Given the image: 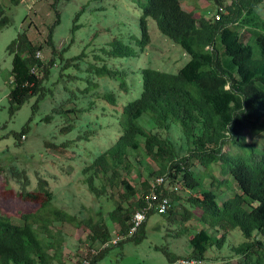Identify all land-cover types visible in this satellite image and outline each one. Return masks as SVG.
I'll return each mask as SVG.
<instances>
[{
    "label": "trees",
    "instance_id": "obj_1",
    "mask_svg": "<svg viewBox=\"0 0 264 264\" xmlns=\"http://www.w3.org/2000/svg\"><path fill=\"white\" fill-rule=\"evenodd\" d=\"M52 1V8L58 12L57 6L63 0ZM208 1L219 14L211 20L186 11L181 0H147L145 6L138 0L142 10L141 38L137 39L140 51L117 41L113 51L93 58L89 68L92 74L110 78L120 75L107 62L113 58H137L144 53L152 43L149 21L153 19L158 30L181 46L190 61L177 73L142 69V93L127 104L121 95L98 96L104 103L102 113L116 120L111 126L115 132L109 144H105V138L99 139L100 152L92 162L83 165L82 181L90 195L115 199L108 215L116 229L112 231L108 225L104 207L96 212L95 218L79 222L86 226L85 232L92 242L87 253L97 243L112 242L115 230L127 236L136 213L148 209L149 199L154 195L157 199L136 235L118 244L111 243L98 255H85L83 262L88 259L90 264H100L110 249L129 241L142 242L147 222L154 214H169L174 219L179 216L184 222L198 214L205 228L195 233L188 228L179 231L180 235L190 234L191 252L179 255L164 251L170 264L180 259L204 262L209 251H222L235 231L244 238L239 245L231 246L234 256L244 258L239 264H264V142L261 145L249 142L246 133L248 130L264 133V0ZM23 2L0 0V32L11 23L7 6ZM78 18L79 15L76 21ZM59 23L60 18L55 26ZM55 26L43 43H35L21 33L9 47L14 55L9 96L12 116L36 98L32 121L40 102L50 93L45 84L52 78L53 69L60 67L62 79L68 69L86 57L81 54L58 63ZM79 27L76 24L74 30ZM245 33L250 35L248 42ZM46 48L52 49L50 60L38 57ZM76 112L77 109L61 108L59 114ZM52 119L51 115L44 121L50 123ZM28 130L29 125L21 135H15L16 140L26 139ZM229 142L239 152H225ZM144 153L156 164V170L139 159ZM195 163L208 171L219 166L223 180L211 175L214 188H207L206 176L194 169ZM143 166L145 175L140 171ZM136 169L137 177H144L141 188L130 179ZM160 177L165 182L154 186ZM182 181L190 191L188 201L193 209L185 208L184 213L179 211L180 198L176 196V187L180 189ZM232 182L237 185L236 190H232ZM29 183V177L25 176L20 191L0 183V203L24 205L17 214L4 212L0 207V264H66L65 239L61 231L55 233L53 228L57 222H78V216L54 208L58 199L48 180L39 178L34 190L26 188ZM224 187L233 191V195L223 197L227 193ZM163 198L169 199L171 207L161 214L157 206Z\"/></svg>",
    "mask_w": 264,
    "mask_h": 264
},
{
    "label": "rangeland",
    "instance_id": "obj_2",
    "mask_svg": "<svg viewBox=\"0 0 264 264\" xmlns=\"http://www.w3.org/2000/svg\"><path fill=\"white\" fill-rule=\"evenodd\" d=\"M141 1L143 6L147 5V0ZM231 1L228 0V3ZM2 2L5 3V0ZM181 2L186 11L195 12L198 18L211 20L219 15L215 5L208 0ZM53 3L52 0H24L19 6H7L11 23L0 32V183L20 191L24 188L25 176L30 180L26 187L29 190L38 187L39 178L48 180L50 189L58 199L54 208H62L77 215L79 219L73 224L57 222L53 228L55 233L61 231L62 238L65 239L63 262L77 264L81 261L83 264L92 242L85 232L86 226L79 222L95 218L96 212L104 207L108 225L112 231L116 229L108 215L115 199L110 201L106 196L99 199L90 195L82 181L83 165L92 162L100 152L102 143L99 139L105 138V144H109V139L115 132V128L111 126L116 120L102 113L104 103L98 96L106 93L121 95L127 104L142 93V69L153 68L177 73L190 61V56L181 46L164 36L158 30L156 22L150 19L152 43L146 51L137 58L112 57L107 65L115 72H120L115 78L96 76L89 69L93 58L96 54L113 51L115 42L121 41L140 51L137 40L141 38L140 3L138 0H63L57 6L58 12L52 8ZM262 12L264 14V8ZM59 18L60 23L55 26ZM76 24L80 27L74 30ZM54 26V41L59 51L58 63L62 60L67 62L81 54L86 57L68 69L62 79L58 70L60 67L53 69L52 78L45 84L50 93L40 102L32 121L36 98L31 99L12 116L9 96L14 55L9 52V47L21 33H26L35 43H43ZM249 38L250 35L245 33V42ZM42 55L50 60L52 49L46 48ZM61 108L64 111L77 109V112L72 115L59 114ZM88 109L90 112H85ZM110 111L113 112V109L110 108ZM51 115L52 121L45 122L44 119ZM28 125L26 139L16 140L15 135H21ZM246 133L249 142L256 141L260 145L264 142V133L256 134L250 130ZM224 151L239 152L232 142L227 144ZM139 159L145 160V165L148 163L157 169L156 164L145 153ZM144 167H140V171L145 175ZM194 167L202 176H206L207 188H214L211 175L223 180L219 166L211 171L197 163ZM137 175L136 169L130 179L134 186L141 188L144 177L139 179ZM236 187L232 182V190H236ZM167 188L172 190L170 185ZM223 190L227 192L223 197L233 195L230 189L224 187ZM176 193L180 198V213H184L185 208L193 211L188 201L191 194L184 187L183 181ZM17 203L10 206L1 202L0 207L4 212L17 214L18 208L24 207ZM198 217L197 214L191 221L184 222L179 216L174 219L169 214H154L147 222L146 238L142 242L129 241L110 249L100 264H170L164 251L179 255L191 252L190 234L180 235L179 231L188 228L190 233H195L204 229L205 225ZM243 240L241 232H233L222 251H209L206 260L197 264L243 262L244 258L234 256L231 247L239 245Z\"/></svg>",
    "mask_w": 264,
    "mask_h": 264
},
{
    "label": "built area",
    "instance_id": "obj_3",
    "mask_svg": "<svg viewBox=\"0 0 264 264\" xmlns=\"http://www.w3.org/2000/svg\"><path fill=\"white\" fill-rule=\"evenodd\" d=\"M38 57H43L42 53H38ZM24 139H25V137H24ZM163 182H165V178L164 177H160V178H158L157 182L154 183V186H156V184H158V183H163ZM177 190H179L178 187H176V191ZM156 199L157 198L154 195L153 198L149 199L148 209L136 213V215L134 216L133 221H132L131 230H130V232H129V234L127 236H122V235L118 234L116 232V230H115L116 236H115V238H114V240L112 242L105 243V244H102V243L98 244L97 243V245L90 250L91 253L90 254L89 253L86 254V255H88L87 257H89V255L90 256L98 255L100 251L105 250L106 248L110 247L111 243H112V245L118 244V243H120V242H122L124 240H127L128 238L133 237L134 235H136L139 232V230L142 227V225L147 221V219H148L147 216H148L149 210L155 208V202L154 201ZM157 207H158L159 212L161 214L166 213L171 207L169 199L163 198L161 200L160 204ZM197 263L198 262L196 260L180 259V260L176 261L173 264H197ZM83 264H90V261L88 259H85Z\"/></svg>",
    "mask_w": 264,
    "mask_h": 264
}]
</instances>
